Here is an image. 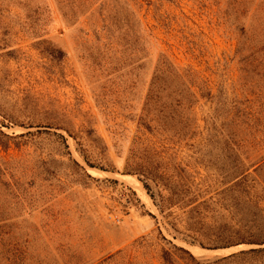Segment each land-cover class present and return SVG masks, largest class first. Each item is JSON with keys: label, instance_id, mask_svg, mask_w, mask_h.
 I'll list each match as a JSON object with an SVG mask.
<instances>
[{"label": "rangeland", "instance_id": "rangeland-1", "mask_svg": "<svg viewBox=\"0 0 264 264\" xmlns=\"http://www.w3.org/2000/svg\"><path fill=\"white\" fill-rule=\"evenodd\" d=\"M255 202L264 0H0V264H264Z\"/></svg>", "mask_w": 264, "mask_h": 264}, {"label": "trees", "instance_id": "trees-1", "mask_svg": "<svg viewBox=\"0 0 264 264\" xmlns=\"http://www.w3.org/2000/svg\"><path fill=\"white\" fill-rule=\"evenodd\" d=\"M44 50L52 58L59 59V58H63L65 56V53L62 50L54 51L50 47H44ZM234 153H235V161L236 162H243L241 160V157H240L239 153L237 152V150L234 149ZM241 174L243 175V179H242V181H240V183L241 182L244 183L248 180L249 175L247 174V170H245V169L242 171ZM129 176H131V175H129ZM250 187H253V186L250 185ZM150 200H151V198H150ZM157 206H158L160 213L165 216V206H163V205L161 206L158 203H157ZM254 206H255V209L252 212L251 219H250L251 226H252V228H254L253 233H252V237H253L252 243L262 245V244H264V210H263V208H261L259 206V202H255ZM180 249H182V248H180ZM263 251H264V248H258V249H250L246 252H241V253H247V252L258 253V252H263ZM186 252L190 255V257L192 259H195L194 256L189 251L186 250Z\"/></svg>", "mask_w": 264, "mask_h": 264}]
</instances>
